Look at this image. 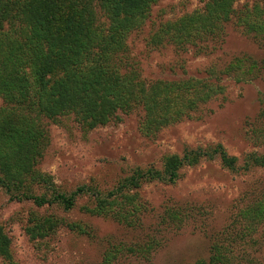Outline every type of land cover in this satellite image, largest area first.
<instances>
[{
    "label": "trees",
    "instance_id": "obj_1",
    "mask_svg": "<svg viewBox=\"0 0 264 264\" xmlns=\"http://www.w3.org/2000/svg\"><path fill=\"white\" fill-rule=\"evenodd\" d=\"M159 1L0 0V189L10 200L36 207L26 219L30 239L51 237L61 227L93 234L89 224L67 215L84 197L90 199L81 206L85 214L137 225L146 207L139 188L151 181L175 182L184 167L203 160L219 159L225 168L242 173L264 168V126L253 130L260 149L247 153L242 162L221 143L186 147L182 155H166L161 168H135L106 192L92 184L66 192L52 174L38 167L50 145L45 120L61 123L73 116L89 131L141 107L145 113L140 130L154 136L223 93L222 75L238 81L264 79V60L248 53L233 56L223 67L210 66L205 78L144 79L131 62L128 39L142 31ZM202 1V8L161 23L150 33L148 43L173 45L197 55L214 54L221 50L226 26L232 22L264 47V0L239 7L237 0ZM261 114L264 119V108ZM237 211L212 246L209 260L195 264H262L252 252H259L264 243V187L247 191ZM167 213L180 215L171 209ZM152 246L153 242L109 237L101 264L147 259ZM12 258L11 237L0 225V259Z\"/></svg>",
    "mask_w": 264,
    "mask_h": 264
},
{
    "label": "rangeland",
    "instance_id": "obj_2",
    "mask_svg": "<svg viewBox=\"0 0 264 264\" xmlns=\"http://www.w3.org/2000/svg\"><path fill=\"white\" fill-rule=\"evenodd\" d=\"M254 1L237 0L236 5ZM203 6L202 0H160L153 5L142 31L134 32L128 39L131 62L144 79L205 78L210 66L223 67L242 53L264 60V47L232 22L226 26L221 50L214 54L197 55L173 45L155 47L148 43L150 33L161 23ZM219 81L226 86L223 93L154 136H146L140 130L145 113L141 107L120 113V119L89 131L73 116L63 118L61 123L45 120L50 145L38 167L52 174L66 192L82 184H92L106 192L135 168H161L166 155H182L186 147L206 148L221 143L242 162L247 153L260 149L253 130L264 126V79L238 81L234 76L222 75ZM255 186L264 187V168L242 173L225 168L219 159L203 160L196 166L184 167L175 182L151 181L139 188L146 207L137 225L127 226L110 217L85 214L81 206L90 199L84 197L67 215L70 220L89 224L93 234L61 227L55 235L38 241L30 239L25 230L29 212L36 207L30 202L12 201L0 189V225L11 237L13 251V258L0 259V264H101L109 237L140 244L153 242L151 257H132L120 264L208 261L212 246L237 214L243 196ZM168 209L179 212V217L167 213ZM238 248L234 246L239 253ZM257 250L251 251L252 255L264 264V243Z\"/></svg>",
    "mask_w": 264,
    "mask_h": 264
}]
</instances>
